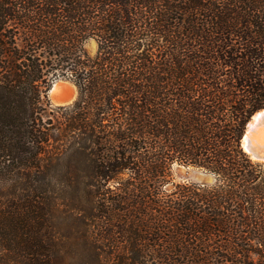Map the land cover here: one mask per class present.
Wrapping results in <instances>:
<instances>
[{
  "label": "trees",
  "instance_id": "16d2710c",
  "mask_svg": "<svg viewBox=\"0 0 264 264\" xmlns=\"http://www.w3.org/2000/svg\"><path fill=\"white\" fill-rule=\"evenodd\" d=\"M263 109L264 0H0V264H264Z\"/></svg>",
  "mask_w": 264,
  "mask_h": 264
},
{
  "label": "rangeland",
  "instance_id": "374dc122",
  "mask_svg": "<svg viewBox=\"0 0 264 264\" xmlns=\"http://www.w3.org/2000/svg\"><path fill=\"white\" fill-rule=\"evenodd\" d=\"M89 48L90 50H93L92 45H90ZM53 85H56V88L54 90L55 92L53 91L51 93L50 92L51 89H50L47 94V99L52 106L68 105L76 99L77 97L76 88L67 79H58L53 83ZM260 163H264V162H260ZM174 178L176 181L191 179L195 181L210 182V180L207 177L203 176L199 172L186 168H179L178 170H176V172H174Z\"/></svg>",
  "mask_w": 264,
  "mask_h": 264
},
{
  "label": "bare ground",
  "instance_id": "6f19581e",
  "mask_svg": "<svg viewBox=\"0 0 264 264\" xmlns=\"http://www.w3.org/2000/svg\"><path fill=\"white\" fill-rule=\"evenodd\" d=\"M56 88V85H53L50 92L52 93ZM55 92V91H54ZM264 110L260 112L258 115L253 117V123L257 122V126L252 124L253 131L250 133V138L258 145V147L264 151ZM251 127V128H252ZM242 148L243 150L251 157V159L259 162H264V155H255L253 154L246 146V141H242Z\"/></svg>",
  "mask_w": 264,
  "mask_h": 264
},
{
  "label": "water",
  "instance_id": "95a60500",
  "mask_svg": "<svg viewBox=\"0 0 264 264\" xmlns=\"http://www.w3.org/2000/svg\"><path fill=\"white\" fill-rule=\"evenodd\" d=\"M264 110V109H263ZM263 110L255 113L250 121L248 122V124L246 125V128H245V132H244V135L242 137V140H241V146H242V141H246V146L247 148L255 155H264V151H262L258 145L255 143V141L252 140V138H250V133L254 130L253 127H252V124L253 123L252 119L255 115H258L260 112H262ZM263 122H264V119H263ZM257 122H254L253 125L257 126ZM252 127V128H251ZM246 153V152H245ZM247 154V153H246ZM248 155V154H247ZM249 156V155H248Z\"/></svg>",
  "mask_w": 264,
  "mask_h": 264
}]
</instances>
